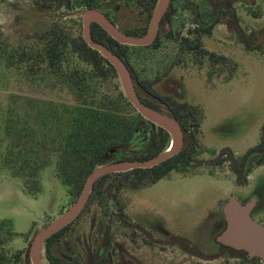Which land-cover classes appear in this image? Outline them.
I'll return each mask as SVG.
<instances>
[{
    "label": "rangeland",
    "instance_id": "374dc122",
    "mask_svg": "<svg viewBox=\"0 0 264 264\" xmlns=\"http://www.w3.org/2000/svg\"><path fill=\"white\" fill-rule=\"evenodd\" d=\"M89 6H67L66 0H0V33L12 45L26 36L41 33L53 23L73 35L82 36V16L88 10L100 12L120 32L139 34L150 20L137 0H92ZM194 5L202 22L213 15L210 0H175L171 17L161 33L156 48H130L126 57L142 81L152 83L160 95H172L167 79L181 85L182 98L176 99L201 109L203 120L196 142L187 137L188 164L186 173L171 172L157 183L140 189H124L113 193L120 205H127L132 217H126L112 198L102 204L95 200L73 220L59 243V252H66L68 243L84 264L88 249L95 250L104 233L111 237L107 255L116 264L117 245L129 250L144 264H247L232 259L194 262L179 251L160 252L149 248L138 238L132 244L126 239L131 229L125 223L141 219L151 225L194 233L203 248L214 245V236L221 231L213 220L228 196L241 199L244 194L231 170L227 157L220 156L230 149L237 163L261 142L264 127V0H232L248 46L241 43L237 33L224 25L223 16L209 36L195 32V18L188 8ZM188 39L198 43L216 56L230 62L210 63L197 51L189 52L183 43ZM0 44V221L12 223L16 237L7 247L10 253L20 252L29 260V248L36 235L66 213L77 201L55 175L56 155L39 175L40 192L29 195L22 180L12 176L4 162L8 139L2 132L7 112H14L35 123L38 111L47 108L49 101L71 105L70 99L46 91L43 85L27 83L6 63ZM19 114V115H18ZM191 132H193L191 130ZM181 149V150H182ZM220 159L221 164L216 160ZM256 159V158H255ZM226 160V161H225ZM249 191H254L264 208V163L252 165L246 176ZM249 181V182H248ZM123 215V216H122ZM213 218V219H214ZM192 236V237H194ZM127 237V238H126ZM191 237V238H192ZM185 259H188L187 262ZM43 261V260H42ZM44 264H47L43 261Z\"/></svg>",
    "mask_w": 264,
    "mask_h": 264
},
{
    "label": "trees",
    "instance_id": "16d2710c",
    "mask_svg": "<svg viewBox=\"0 0 264 264\" xmlns=\"http://www.w3.org/2000/svg\"><path fill=\"white\" fill-rule=\"evenodd\" d=\"M47 1V0H45ZM56 1V0H50ZM92 0H66L67 6H89ZM158 0H137L150 20ZM163 14L156 37L152 44L140 48H156L161 33L171 17V3ZM213 15L208 22H202L194 5L188 8L195 18V32L209 36L213 28L228 17L224 25L234 30L241 43L248 46L243 31L237 26L232 0H210ZM147 28L139 34L123 32L125 35L139 38L145 35ZM91 38L95 43L107 47L116 54L128 68L136 93L141 103L162 116L174 121L187 137L196 142L203 120L201 109L185 102L182 98L181 85L167 79V85L175 92L172 95H160L152 83L142 81L131 67L126 53L133 46L120 45L114 41L99 25L90 26ZM0 44L5 46L2 54L8 65L14 68L27 83L43 85L46 91L54 95L63 94L70 99L71 105L49 101L47 108L38 111L35 123L22 122L14 112H7L2 124V132L8 139L4 162L10 168L12 176L22 180L24 190L31 196L40 192V173L51 164V157L56 155L55 175L73 199L79 197L88 175L99 166L127 161H146L167 150L171 137L163 129L144 120L126 98L118 75L113 67L96 51L90 49L81 35L71 32L53 23L48 30L26 36L12 45L7 39ZM189 51H197L200 57H207L210 63L230 62L226 57L216 56L198 43L182 40ZM176 98V99H175ZM19 115V114H18ZM191 130L193 132H191ZM259 154V156H257ZM231 163V170L243 184L245 174L253 165L245 162L247 158L259 166L264 163V127L261 143L250 149L237 163L229 149L222 151ZM254 155V156H253ZM256 158V159H255ZM226 161V160H225ZM221 164L220 159L216 160ZM188 156L186 147L160 165L148 170H133L125 173L109 174L97 179L84 209L98 201L112 198L120 205L113 193L124 189H140L157 183L169 173H186ZM120 211L123 205L119 206ZM72 222L49 237L41 247V259L47 264H84L79 255L70 249L59 252V243ZM16 237L12 223L0 221V264H30L28 258L22 260L20 252L10 253L9 244ZM111 237L104 233L95 250L88 249L86 264H113L106 252ZM230 257L238 252L225 248ZM102 252V253H101ZM117 264H122V247L114 249ZM245 255V253H243Z\"/></svg>",
    "mask_w": 264,
    "mask_h": 264
},
{
    "label": "water",
    "instance_id": "95a60500",
    "mask_svg": "<svg viewBox=\"0 0 264 264\" xmlns=\"http://www.w3.org/2000/svg\"><path fill=\"white\" fill-rule=\"evenodd\" d=\"M169 0H158L151 16L149 25L145 35L134 38L120 32L113 24H111L100 12L96 10H88L82 16V39L85 44L92 50L96 51L103 57L115 70L120 80L123 92L129 103L136 112L146 121L166 131L174 139V147L170 150V146L164 152L146 161H127L108 163L94 169L86 178L82 191L74 203V205L58 219L40 231L31 242L29 248L30 264H44L41 258V247L44 242L57 233L65 226L73 222V220L82 212L89 199L93 183L106 175L125 173L133 170L152 169L174 155L178 154L183 146V133L174 121L162 116L145 107L137 93L130 75V72L122 59L110 51L107 47L95 43L90 34V26L92 23L99 25L114 41L120 45L145 47L152 44L156 37L160 20L168 7ZM126 84L124 88L123 82ZM171 145V143H170ZM228 203L225 206L224 215L226 220V228L221 232L216 242L231 249L245 252L249 258H259L264 261V225H261L249 216V207H240L237 205L236 197L227 198Z\"/></svg>",
    "mask_w": 264,
    "mask_h": 264
},
{
    "label": "flooded vegetation",
    "instance_id": "af4514ba",
    "mask_svg": "<svg viewBox=\"0 0 264 264\" xmlns=\"http://www.w3.org/2000/svg\"><path fill=\"white\" fill-rule=\"evenodd\" d=\"M116 28H118V27H116ZM257 156H259V154ZM233 157H234V154H233ZM245 162L254 164V160L251 161L249 158H247ZM259 166H261V165H259ZM249 173H250V169L245 174V178L242 180L243 186L237 187L244 194L241 196L242 197L241 199L236 198L235 202L240 207H244V208L249 207L250 218L257 223L264 225L263 204H262V202L258 201V198L256 197V194L254 193V191H249V189H248L249 187H245L248 185L247 180H246V176ZM228 197H230V196H228ZM227 203H228V201L226 199L225 202L220 205V207L218 209L217 218H214V216H210V215L207 216V218H206V221H208V220L210 222L214 221L219 227H221V231L214 236V245L213 246L203 248L202 246L198 245L197 240H193V238H196V236H194L195 234L194 233L192 234V232L182 231L180 229L178 231H173V230L167 229L161 225H151L150 223H145L141 219H138L137 221H135V219H132L131 222L127 221V223H125L126 229H131V231L127 233V237L128 236L129 237L128 238L126 237L127 238L126 240L127 241L130 240V242L133 244L136 239L140 238L142 240L141 242L144 243L149 248H156L160 252H163V251L165 252L167 250H175V251L177 250L181 254H183L186 258H189L194 262L203 263V262H209L212 260L227 258V259L242 261V262H245L247 264H264V261H262L261 259L249 258L245 252L237 251L234 249H232V250L238 252V254L230 257L229 256L230 253L227 250H224L225 248H229V247H225V246L216 242L217 236L221 232H223L224 229L226 228V220H225L224 210H225V206ZM122 212H124V215L126 217H128V218L132 217V215L128 211L127 205L125 206V204L123 206ZM192 236H194V237H192ZM229 249H231V248H229ZM122 250H123L122 264H144L142 262V260H140L139 257L134 255L129 250V248L123 249V247H122ZM243 253H245V255H243ZM106 256H107V252H106ZM185 260L187 262H190V261H188V259H185ZM117 261H116V264L118 263Z\"/></svg>",
    "mask_w": 264,
    "mask_h": 264
},
{
    "label": "bare ground",
    "instance_id": "6f19581e",
    "mask_svg": "<svg viewBox=\"0 0 264 264\" xmlns=\"http://www.w3.org/2000/svg\"><path fill=\"white\" fill-rule=\"evenodd\" d=\"M122 82H123L124 88L126 89V84H125L124 80H122ZM173 147H174V139H173L172 142H171L170 150L173 149ZM60 218H61V217H60ZM60 218H59V219H60ZM40 259H41V258L38 257V260H40ZM40 261H41V260H40ZM41 262H42V261H41Z\"/></svg>",
    "mask_w": 264,
    "mask_h": 264
},
{
    "label": "crops",
    "instance_id": "0c3cea01",
    "mask_svg": "<svg viewBox=\"0 0 264 264\" xmlns=\"http://www.w3.org/2000/svg\"><path fill=\"white\" fill-rule=\"evenodd\" d=\"M230 150V149H229ZM231 151V150H230ZM232 152V151H231Z\"/></svg>",
    "mask_w": 264,
    "mask_h": 264
}]
</instances>
